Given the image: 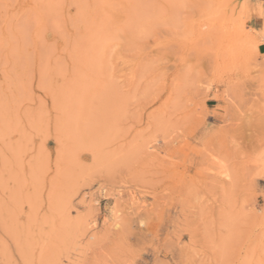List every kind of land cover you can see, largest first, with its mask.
Returning a JSON list of instances; mask_svg holds the SVG:
<instances>
[{
	"label": "rangeland",
	"instance_id": "1",
	"mask_svg": "<svg viewBox=\"0 0 264 264\" xmlns=\"http://www.w3.org/2000/svg\"><path fill=\"white\" fill-rule=\"evenodd\" d=\"M263 25L264 0H0V264H264Z\"/></svg>",
	"mask_w": 264,
	"mask_h": 264
},
{
	"label": "crops",
	"instance_id": "2",
	"mask_svg": "<svg viewBox=\"0 0 264 264\" xmlns=\"http://www.w3.org/2000/svg\"><path fill=\"white\" fill-rule=\"evenodd\" d=\"M256 30H262V33L264 34V25L257 27ZM263 48H264V42H260L258 44V51H259V53H264V51H262Z\"/></svg>",
	"mask_w": 264,
	"mask_h": 264
}]
</instances>
